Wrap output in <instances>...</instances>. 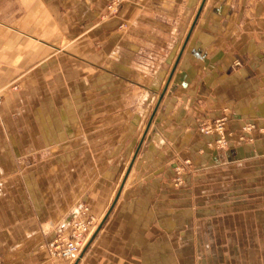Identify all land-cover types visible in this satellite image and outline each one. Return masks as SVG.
<instances>
[{
	"label": "crops",
	"instance_id": "crops-1",
	"mask_svg": "<svg viewBox=\"0 0 264 264\" xmlns=\"http://www.w3.org/2000/svg\"><path fill=\"white\" fill-rule=\"evenodd\" d=\"M107 1L0 0L2 264H264V0Z\"/></svg>",
	"mask_w": 264,
	"mask_h": 264
},
{
	"label": "built area",
	"instance_id": "built-area-1",
	"mask_svg": "<svg viewBox=\"0 0 264 264\" xmlns=\"http://www.w3.org/2000/svg\"><path fill=\"white\" fill-rule=\"evenodd\" d=\"M128 1L130 0H108L106 11L109 14H117L122 5ZM235 64L238 65L239 62L235 61ZM218 127V129H221V124ZM247 128H250V126H247ZM93 220H86L85 218L73 219L70 224L69 233L66 236L59 235L49 243L50 255L64 259L69 263L74 262L84 248L88 235L93 229V226H91ZM0 264H2L1 259Z\"/></svg>",
	"mask_w": 264,
	"mask_h": 264
},
{
	"label": "water",
	"instance_id": "water-1",
	"mask_svg": "<svg viewBox=\"0 0 264 264\" xmlns=\"http://www.w3.org/2000/svg\"><path fill=\"white\" fill-rule=\"evenodd\" d=\"M160 99H161V96H160V98H159L157 104L155 105V107H154V109H153V111H152V113H151V115H150V118H149V120H148V122H147V124H146L145 130H144V133L142 134V136H141V138H140V141H139V143H138V145H137V147H136V150H135L134 153H133V156H132L131 161H130V164H129L128 168H127L126 174H127L128 171L130 170L131 164L133 163V160L135 159V157H136V155H137V152H138V150H139V148H140V145H141L143 139L145 138V134H146V132H147L149 126H150L151 120H152V118H153V116H154V114H155V111H156V109H157V106H158V103H159ZM125 176H126V175H125ZM123 182H124V179H123V181H122V183H121V185H120V187H119V189H118V191H117V193H116V196H115V198H114V200H113V202H112V204H111V206H110V208H109L107 214H106L105 217L102 219V221L98 224L96 230L94 231V233L92 234V236L90 237V239L86 242L84 248H83L82 251L80 252V255L86 250L87 246L89 245V243L91 242V240L93 239V237L95 236V234L97 233V231L99 230V228L101 227V225L103 224V222L105 221V219H106L107 215L109 214V212H110L112 206L114 205V202H115V200H116V198H117V195L119 194V191H120V189H121V186H122ZM76 263H77V260L75 261L74 264H76Z\"/></svg>",
	"mask_w": 264,
	"mask_h": 264
},
{
	"label": "rangeland",
	"instance_id": "rangeland-1",
	"mask_svg": "<svg viewBox=\"0 0 264 264\" xmlns=\"http://www.w3.org/2000/svg\"><path fill=\"white\" fill-rule=\"evenodd\" d=\"M108 2V1H107ZM106 5H107V3H106ZM117 14H109L107 11H106V6H105V11H104V16H106V17H112V16H116ZM222 119L218 122V123H214V125L212 126L215 130H218V131H221L220 129H218L219 127H218V125L219 124H221V127H222ZM218 124V125H217ZM183 171V169H181V168H177L176 169V173H177V177H179L180 176V174H181V172ZM189 171L190 172H192V169H191V167L189 168ZM80 219H82V218H80ZM86 220H92L93 218L91 217V216H89V217H87V218H85ZM94 225H95V220H93V222H92V225L91 226H93L94 227ZM87 242V241H86ZM80 255V254H79ZM79 257V256H78Z\"/></svg>",
	"mask_w": 264,
	"mask_h": 264
},
{
	"label": "bare ground",
	"instance_id": "bare-ground-1",
	"mask_svg": "<svg viewBox=\"0 0 264 264\" xmlns=\"http://www.w3.org/2000/svg\"><path fill=\"white\" fill-rule=\"evenodd\" d=\"M88 237H89V235H88ZM88 239V238H87Z\"/></svg>",
	"mask_w": 264,
	"mask_h": 264
}]
</instances>
